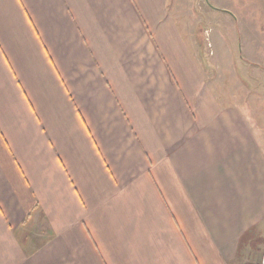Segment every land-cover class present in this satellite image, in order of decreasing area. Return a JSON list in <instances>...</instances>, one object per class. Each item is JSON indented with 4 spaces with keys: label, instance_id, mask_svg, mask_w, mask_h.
I'll use <instances>...</instances> for the list:
<instances>
[{
    "label": "crops",
    "instance_id": "1",
    "mask_svg": "<svg viewBox=\"0 0 264 264\" xmlns=\"http://www.w3.org/2000/svg\"><path fill=\"white\" fill-rule=\"evenodd\" d=\"M189 17L0 0V264H246L264 135L214 91Z\"/></svg>",
    "mask_w": 264,
    "mask_h": 264
},
{
    "label": "rangeland",
    "instance_id": "2",
    "mask_svg": "<svg viewBox=\"0 0 264 264\" xmlns=\"http://www.w3.org/2000/svg\"><path fill=\"white\" fill-rule=\"evenodd\" d=\"M181 2L214 91L223 102L248 109L264 135V0ZM257 235L246 264L264 253V227Z\"/></svg>",
    "mask_w": 264,
    "mask_h": 264
},
{
    "label": "built area",
    "instance_id": "3",
    "mask_svg": "<svg viewBox=\"0 0 264 264\" xmlns=\"http://www.w3.org/2000/svg\"><path fill=\"white\" fill-rule=\"evenodd\" d=\"M253 264H264V253Z\"/></svg>",
    "mask_w": 264,
    "mask_h": 264
}]
</instances>
